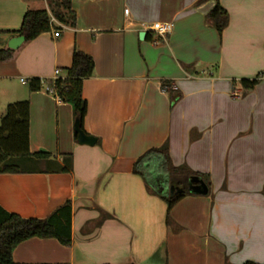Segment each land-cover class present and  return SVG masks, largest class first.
Wrapping results in <instances>:
<instances>
[{
	"label": "crops",
	"instance_id": "crops-1",
	"mask_svg": "<svg viewBox=\"0 0 264 264\" xmlns=\"http://www.w3.org/2000/svg\"><path fill=\"white\" fill-rule=\"evenodd\" d=\"M220 4L229 13L221 36L206 21L216 0H72L75 27L24 42L0 63V97L30 103V152L51 154L43 168L0 174V206L41 220L71 207V243L30 239L14 249L16 264H264V0ZM43 5L0 0V50ZM154 23L173 30L141 40L142 25ZM75 50L95 62L82 93L94 146L78 144L71 105L29 88L57 70L66 77ZM258 76L245 92L240 81ZM165 144L174 166L211 182L208 196H188L169 215L133 172ZM154 182L159 194L170 192Z\"/></svg>",
	"mask_w": 264,
	"mask_h": 264
},
{
	"label": "trees",
	"instance_id": "trees-1",
	"mask_svg": "<svg viewBox=\"0 0 264 264\" xmlns=\"http://www.w3.org/2000/svg\"><path fill=\"white\" fill-rule=\"evenodd\" d=\"M209 0H201L206 2ZM217 5L208 13L207 23L215 28L221 36L229 25V13L216 0ZM76 13L73 10L72 0H45V5L39 9L29 10L22 22L19 31L14 32L24 36L26 42L38 38L44 33L59 31L64 27H75ZM54 21L57 23L55 24ZM59 25V26H58ZM147 39L150 38L148 33ZM14 51L6 48L0 50V63L13 59ZM94 59L80 51L73 53V62L67 70V76L59 78L52 86L56 89L62 102L72 106L76 121H79L84 130V121L88 111L87 101L83 98L84 81L94 75ZM262 80L261 76L254 79H242L240 85L245 92L252 91ZM29 88L32 92L41 90L40 80L30 81ZM162 90L168 91L173 99L177 92L172 90L171 82L164 81ZM77 138V135L75 134ZM51 158L47 152L32 154L30 152V103L22 101L9 104L4 116L0 118V174H20L30 168L19 167L13 160L45 161ZM36 159V160H32ZM71 161V157H67ZM66 172V168H62ZM134 174L140 175L148 190L166 201L168 215L171 210L184 198L194 195L189 191L193 178L203 180L210 187L208 175L194 172L186 165L174 166L170 158L169 146L154 148L141 156L134 165ZM159 180L169 187L174 186L182 193L171 196L170 192L159 194L154 181ZM208 194V195H209ZM206 195V196H208ZM70 203L57 210L49 219H25L18 215L8 213L0 206V264H16L13 260L14 249L21 243L30 239H57L62 245L71 243ZM169 224V216L167 218ZM226 264H229L228 262ZM243 264H260L247 261Z\"/></svg>",
	"mask_w": 264,
	"mask_h": 264
},
{
	"label": "water",
	"instance_id": "water-1",
	"mask_svg": "<svg viewBox=\"0 0 264 264\" xmlns=\"http://www.w3.org/2000/svg\"><path fill=\"white\" fill-rule=\"evenodd\" d=\"M146 35V32L140 33V39L144 40ZM24 42H26V38L24 36L16 37L10 41L8 48L11 50H17ZM74 132L77 135V142L81 146H94L97 142V138L87 135L84 130L81 129L79 121H76L74 125ZM189 191L194 195L206 196L209 194V187L203 180L195 177L190 182ZM182 192L183 190H178L174 186L170 187L171 196Z\"/></svg>",
	"mask_w": 264,
	"mask_h": 264
},
{
	"label": "built area",
	"instance_id": "built-area-1",
	"mask_svg": "<svg viewBox=\"0 0 264 264\" xmlns=\"http://www.w3.org/2000/svg\"><path fill=\"white\" fill-rule=\"evenodd\" d=\"M126 14L129 13L128 10L125 11ZM54 23L56 24L57 22L54 21ZM62 29L65 28L64 26H60ZM143 31L144 32H152V33H156L159 37H161L162 39L166 40L167 37L170 35V33L173 30V25L170 23H154L151 25H142ZM61 36V31H55L54 30V37L59 38ZM60 77V71L57 70L55 72V77L50 80V81H46V80H40L41 86L45 89V91L50 94V95H54L56 97H58L57 95V91L56 89L52 86ZM23 83H26L27 81L25 79L21 80ZM52 84V85H51Z\"/></svg>",
	"mask_w": 264,
	"mask_h": 264
},
{
	"label": "rangeland",
	"instance_id": "rangeland-1",
	"mask_svg": "<svg viewBox=\"0 0 264 264\" xmlns=\"http://www.w3.org/2000/svg\"><path fill=\"white\" fill-rule=\"evenodd\" d=\"M17 83H14L13 85L14 86H17L16 85ZM3 86V85H2ZM1 87V85H0ZM9 103H6V98L4 96L0 97V115L1 117L4 116L5 112H6V109H7V106H8ZM12 162L16 163L19 167H24V168H43V165L40 164V162H29L27 160H13Z\"/></svg>",
	"mask_w": 264,
	"mask_h": 264
}]
</instances>
